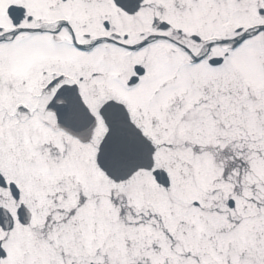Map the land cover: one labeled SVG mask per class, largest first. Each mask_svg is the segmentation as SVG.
<instances>
[{
  "label": "snow or ice",
  "instance_id": "obj_1",
  "mask_svg": "<svg viewBox=\"0 0 264 264\" xmlns=\"http://www.w3.org/2000/svg\"><path fill=\"white\" fill-rule=\"evenodd\" d=\"M0 264H264V0H0Z\"/></svg>",
  "mask_w": 264,
  "mask_h": 264
}]
</instances>
